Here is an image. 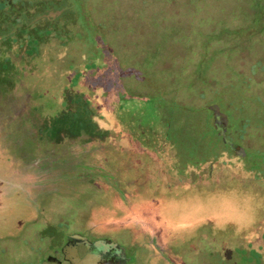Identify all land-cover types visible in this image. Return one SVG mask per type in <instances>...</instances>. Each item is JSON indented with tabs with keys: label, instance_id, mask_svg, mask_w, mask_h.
<instances>
[{
	"label": "rangeland",
	"instance_id": "374dc122",
	"mask_svg": "<svg viewBox=\"0 0 264 264\" xmlns=\"http://www.w3.org/2000/svg\"><path fill=\"white\" fill-rule=\"evenodd\" d=\"M258 153L264 0H0V264H264Z\"/></svg>",
	"mask_w": 264,
	"mask_h": 264
},
{
	"label": "water",
	"instance_id": "95a60500",
	"mask_svg": "<svg viewBox=\"0 0 264 264\" xmlns=\"http://www.w3.org/2000/svg\"><path fill=\"white\" fill-rule=\"evenodd\" d=\"M238 153L241 150L233 149ZM97 247L95 243L89 241L80 234H71L69 241L63 246V258L69 264H108L104 254L93 252ZM41 264H61V260L49 257Z\"/></svg>",
	"mask_w": 264,
	"mask_h": 264
},
{
	"label": "trees",
	"instance_id": "16d2710c",
	"mask_svg": "<svg viewBox=\"0 0 264 264\" xmlns=\"http://www.w3.org/2000/svg\"><path fill=\"white\" fill-rule=\"evenodd\" d=\"M19 0H5V6L6 7H13V8H16L17 7V2H18ZM77 16H78V21H79V18H80V13L79 12H81L79 9H77ZM81 22V21H80ZM80 24V23H79ZM81 26V25H80ZM85 30V32H86V29H84ZM26 34H27V38H26V43H27V46H28V50H27V52H29V53H31V52H33L35 49H36V45H37V41L36 40H34V39H31V35L30 34H28L27 33V31H26ZM86 35H88L89 34V36L91 35L89 32H86L85 33ZM15 48L18 50V48H19V46L18 45H16L15 46ZM2 56V55H1ZM5 57H4V59L6 60L7 59V57H6V55H4ZM3 57V56H2ZM3 59V60H4ZM23 65H26V63L25 62H23V63H21L20 65H19V69L22 71L21 73L23 74V72H24V68H25V66H23ZM3 66H4V64H3ZM79 77V75H75V77H73L72 78V82L70 81V86H74L73 88H74V92H73V94H72V100H73V102L75 101H77V102H81V101H89L90 99L91 100H93V97L96 99V96H94V95H92L91 94V92H92V88H89L90 86L89 85H87V86H85L84 85V83H81V82H79V81H77L76 79ZM74 80V81H73ZM18 81H19V83H20V81L21 80H19L18 79ZM81 86H84V87H86V91L84 92V93H81L80 92V90H79V88L81 87ZM19 89L21 90V95H22V97H28L29 96V92L28 91H26L25 90V88H23L22 86H20L19 87ZM76 90V91H75ZM79 92H78V91ZM91 97V98H90ZM256 157L257 156H260V159H261V161L264 163V153L263 154H256L255 155ZM255 164V163H254ZM256 165H257V163H256ZM259 165V164H258ZM255 166V165H254ZM115 168H117V167H115ZM243 183V181L240 179V181H238V184H242ZM246 186V185H245ZM245 189L246 190H248L249 191V193L252 195L253 194V196L255 195V193H258V192H256V190L253 188V186H252V183L250 184V185H248L247 187H245V188H243V191H245ZM235 192H239V195L241 196V195H245L244 193H241V191H240V186H239V188H237L236 190H235ZM238 194V193H237ZM251 198H253L252 196H251ZM251 206V205H250ZM251 207H249V209H248V212L249 213H251Z\"/></svg>",
	"mask_w": 264,
	"mask_h": 264
},
{
	"label": "flooded vegetation",
	"instance_id": "af4514ba",
	"mask_svg": "<svg viewBox=\"0 0 264 264\" xmlns=\"http://www.w3.org/2000/svg\"><path fill=\"white\" fill-rule=\"evenodd\" d=\"M218 130H220L219 126L217 125ZM81 235V234H80ZM84 236V235H82ZM86 237V236H84ZM89 241L95 243L96 245V249L93 250V252H98L101 254H104L106 256L107 259V263L108 264H125L128 260H127V256H126V252L125 249L119 245L117 242L104 238V237H97V236H93V239H89L88 237H86ZM69 241V237L66 239V241L64 242L63 246ZM60 257H53L56 258L58 260H64L63 258V253H60ZM64 262L66 264H69L67 261L64 260Z\"/></svg>",
	"mask_w": 264,
	"mask_h": 264
}]
</instances>
